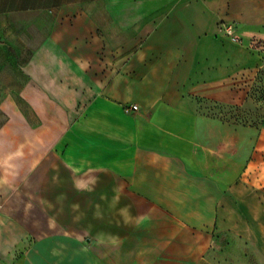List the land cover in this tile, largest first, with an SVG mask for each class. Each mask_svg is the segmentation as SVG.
I'll return each instance as SVG.
<instances>
[{"label": "crops", "instance_id": "crops-1", "mask_svg": "<svg viewBox=\"0 0 264 264\" xmlns=\"http://www.w3.org/2000/svg\"><path fill=\"white\" fill-rule=\"evenodd\" d=\"M5 14L21 20L0 70V264L264 263V125L222 170L220 123L196 104L262 63L264 0Z\"/></svg>", "mask_w": 264, "mask_h": 264}, {"label": "rangeland", "instance_id": "rangeland-1", "mask_svg": "<svg viewBox=\"0 0 264 264\" xmlns=\"http://www.w3.org/2000/svg\"><path fill=\"white\" fill-rule=\"evenodd\" d=\"M51 2L60 3L61 0H0V30H2L0 32V70L8 60L6 43L11 37V35L8 37V28H6L8 20L17 23L21 20L20 15L6 16L5 11L27 5L43 6ZM226 23L230 22H223L220 25L221 32ZM253 45L259 49L262 57V63L258 67L241 70L230 79L211 86L204 95L196 97L197 112L200 118L220 123L219 149L222 170H227L229 155L236 156L238 162H243L244 137L249 135L246 131H252L250 136L255 138L264 125V39L255 40ZM3 82L2 74L0 85ZM2 119L0 115V123ZM205 130L211 132L212 128ZM217 131L215 128V136H217ZM232 138H236V147L230 144ZM238 168H240L239 165ZM218 242L223 243L224 247L228 240L222 239Z\"/></svg>", "mask_w": 264, "mask_h": 264}, {"label": "built area", "instance_id": "built-area-1", "mask_svg": "<svg viewBox=\"0 0 264 264\" xmlns=\"http://www.w3.org/2000/svg\"><path fill=\"white\" fill-rule=\"evenodd\" d=\"M222 33L227 38L233 41H238V37L236 34V25L234 23H226V25H224V29ZM137 111H139V107L137 105H131L130 107L126 108V112H137Z\"/></svg>", "mask_w": 264, "mask_h": 264}]
</instances>
